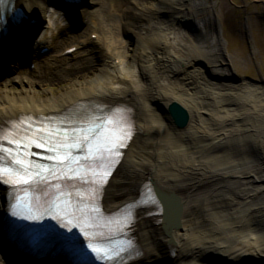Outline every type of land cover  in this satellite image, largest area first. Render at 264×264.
I'll list each match as a JSON object with an SVG mask.
<instances>
[{
	"label": "bare ground",
	"instance_id": "6f19581e",
	"mask_svg": "<svg viewBox=\"0 0 264 264\" xmlns=\"http://www.w3.org/2000/svg\"><path fill=\"white\" fill-rule=\"evenodd\" d=\"M153 1L78 0L70 4L77 7L73 21L78 32L73 33L71 12L62 7L47 15L53 0H13L22 17L6 21L0 61L13 40L17 46L22 43L20 35L34 21L31 28L39 33L21 49L18 61L24 80L50 82L90 71L97 78L73 82L62 94L45 100L21 98L0 104V131L21 118L57 115L79 104L126 107L131 135L102 187V209L115 211L134 200L147 181L176 197L178 208L175 215L165 212V231L145 207L136 209L131 233L139 254L124 264H264V84H234L232 74L219 73L233 60L220 52L218 38L216 50L205 39L215 35L217 21L236 27L224 0H158L159 5ZM118 2L125 5L121 12L113 8ZM106 5L112 10L106 11ZM161 17L170 21L169 29L151 25L157 20L162 26ZM194 22L202 23L205 31L199 30L198 38L180 35L172 41L173 33H165ZM132 27L140 32L131 65L116 31ZM199 41L207 46H197ZM72 47L77 50L63 55ZM41 49L47 52L41 54ZM117 59L125 68L115 65ZM210 68L215 82L204 77ZM222 79L227 83H218ZM171 103L187 109L189 118L182 128L167 114ZM5 193L0 186V232ZM7 250L18 264L52 263L46 257L25 260L8 244ZM3 255L0 264L6 262Z\"/></svg>",
	"mask_w": 264,
	"mask_h": 264
},
{
	"label": "rangeland",
	"instance_id": "374dc122",
	"mask_svg": "<svg viewBox=\"0 0 264 264\" xmlns=\"http://www.w3.org/2000/svg\"><path fill=\"white\" fill-rule=\"evenodd\" d=\"M101 4L107 2V0H98ZM219 2L223 0H218ZM231 11L233 21L232 24L236 25L232 28L228 22L222 24L217 21L215 35H207L206 41H209L211 45L215 46L216 39L220 41V52L230 61L232 58L233 64L229 62L226 70H219L221 74H232L231 83L234 84H249L250 86H260L264 84V0H224ZM210 4L216 2V0H209ZM154 5H159L158 0L153 1ZM60 0H53V3H48L47 9L48 16L55 9H63ZM113 8L117 12H121L125 9V5L121 2L114 3ZM106 11L112 10L109 5H106ZM77 7L75 6V12ZM215 13L218 12L217 6ZM61 11V10H60ZM63 12V11H62ZM73 13V12H72ZM72 32H78L76 26L75 16L72 14ZM70 16V17H71ZM164 24L161 26L154 20L151 24L155 25L154 28L169 29V22L164 17H161ZM196 22V21H195ZM191 23L185 25L180 30H170L165 33L170 34L169 37L172 41L179 40L180 35H191L192 38H198V31H202L205 34L202 23ZM238 23V24H237ZM47 24L44 22L43 26ZM161 30V28H160ZM140 32L139 27L127 28L124 30L116 31L117 39L120 43V47L123 50V54L126 60L132 61L136 57L139 50V42L136 40V33ZM146 31L142 32V34ZM22 37V39H24ZM16 40V39H15ZM13 40V45L6 52L4 58L0 61V104L4 102L18 100L21 98H31L35 100H45L51 96H58L71 87L73 82L80 84L90 82L97 78L95 71L83 73L79 76H74L71 79H63L50 82L38 81L36 78H32L30 81L24 80V74L22 68L18 66V61L21 54V49L26 45L25 43H17ZM23 41V40H22ZM197 46H207V43L197 42ZM115 65L119 69L125 68L121 63V59L114 60ZM33 69V66H31ZM215 70V69H214ZM217 72V70H216ZM204 77L212 82H215V77H211V68L204 71ZM218 83H227L225 79L220 80ZM186 111L187 109L184 108ZM188 113V112H187ZM0 253L4 254L5 264H18L13 257L14 255L7 250L6 244L0 238Z\"/></svg>",
	"mask_w": 264,
	"mask_h": 264
},
{
	"label": "snow or ice",
	"instance_id": "6c2138e0",
	"mask_svg": "<svg viewBox=\"0 0 264 264\" xmlns=\"http://www.w3.org/2000/svg\"><path fill=\"white\" fill-rule=\"evenodd\" d=\"M4 2L5 0H0V4ZM29 127L31 126L29 125ZM93 128L95 129L94 131ZM40 133H45V135H39ZM127 137L128 129L115 116L104 120L100 125L93 124L89 128L72 127L71 129H65L63 132L60 129L38 128L30 136L21 137L19 140L9 139L7 141L10 145L15 144V156L12 155L13 150L11 148L0 149L5 151L12 158V164L17 166L0 168V176L6 173L10 182L18 184L46 182L48 176L82 179L80 161L73 157L71 150L74 148L83 150L86 147L87 152L83 159H91L93 164L96 165V167L88 166L86 171L91 173L93 182L97 183V187H102V184L99 182L103 181L106 183V178L111 176L109 169L113 165L114 158L119 155L118 149L124 145ZM31 145L43 148L46 152L51 153V155L43 157L44 159L53 161L51 167L34 164L25 158L30 155L27 149ZM73 164L76 167H73ZM60 199L61 197L59 196L56 198L57 201ZM71 207L69 201H64L63 207L53 202L46 211L53 212L56 218L59 219L67 217L68 223L76 220L85 227L92 226L94 217L90 213L98 211L97 209H89L85 206L84 208L77 207L69 211ZM25 210L29 213L30 218L32 213L31 206L26 205ZM90 247L97 254L98 259L107 260L112 258L108 250H102L92 245Z\"/></svg>",
	"mask_w": 264,
	"mask_h": 264
},
{
	"label": "water",
	"instance_id": "95a60500",
	"mask_svg": "<svg viewBox=\"0 0 264 264\" xmlns=\"http://www.w3.org/2000/svg\"><path fill=\"white\" fill-rule=\"evenodd\" d=\"M167 114L169 115V117H170L173 125L175 127H177V128L184 127L186 125L187 121H188V114H187V112L185 111L184 108H182L177 103H171L170 105H168V107H167ZM170 196H171V199L172 200H175V202H176V199L174 197H172V195H170ZM175 214H176V212H175ZM166 225L169 226V224H166Z\"/></svg>",
	"mask_w": 264,
	"mask_h": 264
}]
</instances>
